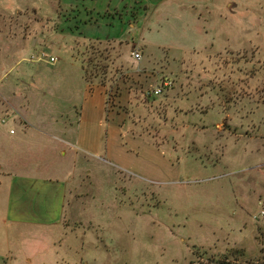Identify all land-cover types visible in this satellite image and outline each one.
<instances>
[{"label":"rangeland","instance_id":"rangeland-1","mask_svg":"<svg viewBox=\"0 0 264 264\" xmlns=\"http://www.w3.org/2000/svg\"><path fill=\"white\" fill-rule=\"evenodd\" d=\"M1 1L13 12L0 21V69L12 68L3 84L21 78L24 68L31 70L35 83L22 86L32 101L30 128L70 129L58 113L74 126L79 120L85 85L71 40L87 29L64 21L65 32L50 26L43 31L54 33L44 43L42 33L17 24L15 15L33 17V9L49 0ZM184 2L196 19L181 17L177 25L172 16L153 25L152 35L162 49L182 54L190 67L191 96H167V90L156 95L161 106L147 109L135 126L144 143L135 146L125 136L117 156L114 147L111 155L72 149L63 155L57 146L26 149V165L19 170L62 181L65 213L61 219L46 217L51 224L35 217L21 223L12 210L20 205L0 187V264H257L264 259V0ZM32 22L34 28L45 24ZM34 38L38 45L31 44ZM82 44L80 56L96 67L90 71L98 81L112 79L108 86L115 88L119 73H109L108 62L119 59L124 48L115 42ZM40 49L60 60L56 71L50 64L32 68ZM52 113L58 123L39 119ZM7 152L0 144V160ZM235 250L243 256L233 255Z\"/></svg>","mask_w":264,"mask_h":264},{"label":"crops","instance_id":"crops-1","mask_svg":"<svg viewBox=\"0 0 264 264\" xmlns=\"http://www.w3.org/2000/svg\"><path fill=\"white\" fill-rule=\"evenodd\" d=\"M85 1L86 3L80 6L79 0H49L50 4H43L39 10L33 9V17L21 20L24 18L22 15H15L17 24L27 25V28L32 29L33 34H43L49 26L53 31L55 29L65 32L63 30L65 28L60 26L64 21L72 26L81 24L87 29L85 32L79 31L72 34L74 40H71L73 54L76 53L77 57H80L82 79L85 85L84 97L78 112L79 120L74 126L64 113H58V117L65 118L68 124L65 126L71 127L70 129L67 127L64 129L30 128L29 111L32 109V101L29 92L24 91L22 86L29 87L31 83H35L30 74L31 70L29 69V73L28 69L24 68L21 78L3 84L12 68L6 69L2 65L0 69V85L3 88L0 91V144L8 148L7 156L4 160H0V176L4 174L8 175V178L5 182L0 179V187L5 186L8 199L20 205L12 210L16 217H19L15 220L21 223L27 222L29 217H35L34 221L42 224L53 223L54 220L46 219L48 216L56 215L61 219L65 213V204L62 202L61 195L67 192L66 186L60 180L32 178L19 170L26 165L24 161L26 149L57 146L63 155L68 154V150L71 149L94 155L102 151L111 155L110 150L114 147L112 151L117 156L124 151L125 136L127 142L135 146L140 142L144 143L143 138L135 129H132L131 124L126 123L129 119L130 105L149 106L153 102L156 104L154 100L156 95L153 91L164 79L170 78V75H173L174 85L166 89V95L183 99L191 96L189 89L191 78L187 75L190 67L185 66L182 54L175 53L172 49L168 51L162 49V41L156 43L159 40H156V35H152L153 30L156 31L153 25H158L160 21H168L172 16L177 18L174 20V24L177 25L182 23L178 21L181 17H187L190 21L193 18V20L196 19L195 13H192V17L191 13L186 11L187 5L183 3V0H89V3ZM10 8L11 6L5 5L0 0V21L10 19L13 15ZM30 8L27 7V12ZM80 8L83 9L80 10ZM22 10L23 7L17 9L18 12ZM69 10L72 11L70 16H68ZM32 19L35 22L40 20L45 24L41 27V24H37L34 28ZM156 28L158 29L157 26ZM53 36L54 33L50 36L44 33L41 39L46 43ZM177 38L181 39V36ZM92 41L115 42L124 48L122 56L116 59L117 61H111L115 72L119 73L117 74L119 80L116 81L115 86L118 87V94L115 93L117 96L114 99L116 101L114 108L109 107L105 87L98 84L91 85L85 78L80 44ZM38 43L39 40L34 38L31 44L38 45ZM136 44L143 47L142 50L139 48L143 53V59L134 66L135 58L132 53L138 48ZM117 50H120L119 47L109 50V54L115 55ZM42 51L44 49L35 53L39 55ZM47 62L36 58L33 60L35 65L32 68L39 70L50 64L56 71V64L60 60L54 64ZM106 86L108 87V84ZM178 87L179 90H177ZM145 93L150 94L149 97ZM188 102L190 100L185 101V103ZM5 115L8 117L6 118ZM39 119L44 121L52 119L53 124L58 123L57 114L54 116L53 113Z\"/></svg>","mask_w":264,"mask_h":264},{"label":"trees","instance_id":"trees-1","mask_svg":"<svg viewBox=\"0 0 264 264\" xmlns=\"http://www.w3.org/2000/svg\"><path fill=\"white\" fill-rule=\"evenodd\" d=\"M94 42H103V41H94ZM110 55V54H109ZM83 63H84V73H85V78H86V80L92 85V84H98V85H102V86H104L105 87V89H106V95L108 96V101L109 102H113L114 101V99L116 98V94L115 93H117V91H118V87H115V88H113V85H112V83H111V85L110 86H106L107 84H110V81L112 80V79H110V80H100V81H98L97 80V78L95 77V74H93V72H92V70L94 69V70H96V67L94 66L93 67V62L91 61V60H89L88 62L87 61H85V60H83ZM88 63V64H87ZM110 65H108L109 66V68H108V70H109V73L110 72H112L113 71V73L115 74L116 72V70H114V68L112 67V65L111 64H113V63H110V62H108ZM92 67V70L90 71V69L89 68H91ZM107 70V69H106ZM93 74V75H92ZM164 80H167V79H164ZM163 80V81H164ZM155 90V89H154ZM166 91V89L163 91V93L162 94H164V92ZM115 92V93H114ZM153 93H154V91H153ZM118 94V93H117ZM145 95L146 96H148L149 97V95L150 94H146L145 93ZM154 95H156L155 93H154ZM161 95V94H160ZM155 100V99H154ZM132 106L133 105H130V107H129V109H128V114H129V119L126 121V123L127 122H130L129 123V125L131 124V126H132V129L134 130H137L136 129V123H137V121H139V120H142L143 119V117H144V114L146 113V112H148L147 111V109H150L151 107L152 108H154L155 110H157V106H161L160 104H158L157 102H156V104L153 102L152 103V105H149V106H147L146 104L145 105H139V104H136V108L135 107H133L132 108ZM142 106V107H141ZM143 108V109H142ZM132 109H134V114H133V110ZM137 114V120L135 121V117H134V115H136ZM141 115V116H140ZM167 119V118H166ZM138 124V123H137ZM127 125V124H126ZM125 125V126H126ZM235 253H233V255H235V256H237L238 254L239 255H241V256H243V253L241 252V251H239V250H235L234 251ZM225 264H236V263H232V262H230V261H228V262H226ZM257 264H264V259L263 260H261V261H258L257 262Z\"/></svg>","mask_w":264,"mask_h":264},{"label":"built area","instance_id":"built-area-1","mask_svg":"<svg viewBox=\"0 0 264 264\" xmlns=\"http://www.w3.org/2000/svg\"><path fill=\"white\" fill-rule=\"evenodd\" d=\"M133 57L135 58V60L139 61L142 59V53L138 50H134L133 51ZM37 59L39 60H45V61H48L49 63H56L58 61V58L57 57H54V56H51L49 57L44 51H42L39 55H37ZM173 86V81L172 80H164L161 82V84H159L155 90H154V93L156 95H160L163 93V91L169 87H172ZM12 132H14L12 130ZM262 215H264V210H262Z\"/></svg>","mask_w":264,"mask_h":264}]
</instances>
